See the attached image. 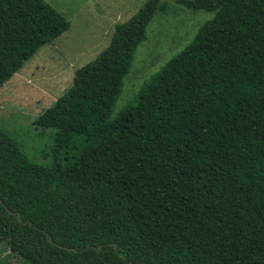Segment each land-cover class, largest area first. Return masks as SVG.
<instances>
[{
  "label": "trees",
  "instance_id": "16d2710c",
  "mask_svg": "<svg viewBox=\"0 0 264 264\" xmlns=\"http://www.w3.org/2000/svg\"><path fill=\"white\" fill-rule=\"evenodd\" d=\"M176 1L215 16L118 114L164 0L37 117L49 162L0 125V264H264V0ZM70 25L45 0H0V89Z\"/></svg>",
  "mask_w": 264,
  "mask_h": 264
},
{
  "label": "rangeland",
  "instance_id": "374dc122",
  "mask_svg": "<svg viewBox=\"0 0 264 264\" xmlns=\"http://www.w3.org/2000/svg\"><path fill=\"white\" fill-rule=\"evenodd\" d=\"M71 23L69 29L44 45L0 89V125L20 141L31 159L47 163L53 129L38 127L37 117L71 86L78 68L94 60L111 42L115 26L132 17L147 0H45ZM139 45L122 94L113 111L118 114L138 95L143 84L162 65L185 48L200 27L215 16L213 11L191 10L176 0H164ZM83 139L65 149L66 159L80 155ZM7 259L0 242V260ZM12 258V262H17Z\"/></svg>",
  "mask_w": 264,
  "mask_h": 264
}]
</instances>
